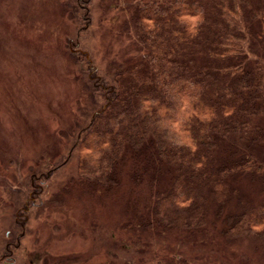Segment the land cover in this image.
<instances>
[{
  "label": "trees",
  "instance_id": "trees-1",
  "mask_svg": "<svg viewBox=\"0 0 264 264\" xmlns=\"http://www.w3.org/2000/svg\"><path fill=\"white\" fill-rule=\"evenodd\" d=\"M128 8L132 57L105 71L87 54L74 59L86 65L89 99L74 149L91 155L79 178L111 191L127 169L147 187L140 230L198 232L213 214L228 243L264 246V0ZM72 11L86 32L89 18Z\"/></svg>",
  "mask_w": 264,
  "mask_h": 264
},
{
  "label": "rangeland",
  "instance_id": "rangeland-1",
  "mask_svg": "<svg viewBox=\"0 0 264 264\" xmlns=\"http://www.w3.org/2000/svg\"><path fill=\"white\" fill-rule=\"evenodd\" d=\"M134 1L0 0V264H264V246L228 243L213 214L198 232L140 230L147 187L127 169L111 191L79 178L89 99L74 59L105 71L132 57Z\"/></svg>",
  "mask_w": 264,
  "mask_h": 264
}]
</instances>
